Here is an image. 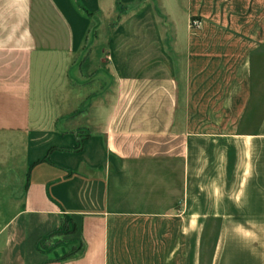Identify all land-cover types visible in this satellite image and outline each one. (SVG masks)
<instances>
[{
  "label": "crops",
  "instance_id": "0c3cea01",
  "mask_svg": "<svg viewBox=\"0 0 264 264\" xmlns=\"http://www.w3.org/2000/svg\"><path fill=\"white\" fill-rule=\"evenodd\" d=\"M263 64L264 0H0V264H264Z\"/></svg>",
  "mask_w": 264,
  "mask_h": 264
},
{
  "label": "trees",
  "instance_id": "16d2710c",
  "mask_svg": "<svg viewBox=\"0 0 264 264\" xmlns=\"http://www.w3.org/2000/svg\"><path fill=\"white\" fill-rule=\"evenodd\" d=\"M76 231V222L69 214L64 215L62 224L50 232L48 235L41 237L38 240V248L47 251L50 254L49 259L52 258H65L80 250L83 246L82 241L78 237L64 238L59 237L54 243L48 245L45 241L47 238L54 234L67 235L74 234Z\"/></svg>",
  "mask_w": 264,
  "mask_h": 264
},
{
  "label": "rangeland",
  "instance_id": "374dc122",
  "mask_svg": "<svg viewBox=\"0 0 264 264\" xmlns=\"http://www.w3.org/2000/svg\"><path fill=\"white\" fill-rule=\"evenodd\" d=\"M264 67V64L262 65ZM258 83L261 81L262 76H264L263 73L258 72ZM76 77L78 74H75ZM264 78V77H263ZM74 83L78 84V81H75ZM99 89V88H98ZM91 92L95 90H89ZM259 92V90H257ZM74 107V106H72ZM24 140L25 138L22 136H16L12 134H5L0 133V160H2L4 163L15 165L19 168L21 166L23 167L24 176L25 177V157L26 153L24 151ZM4 173V169H0V176H6L8 180H11L13 178V173L11 174L10 169L6 168Z\"/></svg>",
  "mask_w": 264,
  "mask_h": 264
},
{
  "label": "built area",
  "instance_id": "2783aa9c",
  "mask_svg": "<svg viewBox=\"0 0 264 264\" xmlns=\"http://www.w3.org/2000/svg\"><path fill=\"white\" fill-rule=\"evenodd\" d=\"M193 21H194V23H197V22H198V20H197V19H194Z\"/></svg>",
  "mask_w": 264,
  "mask_h": 264
}]
</instances>
